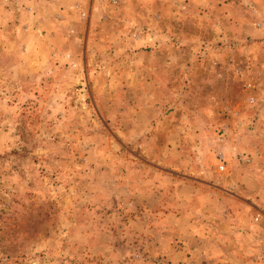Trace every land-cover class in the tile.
<instances>
[{"label": "rangeland", "instance_id": "374dc122", "mask_svg": "<svg viewBox=\"0 0 264 264\" xmlns=\"http://www.w3.org/2000/svg\"><path fill=\"white\" fill-rule=\"evenodd\" d=\"M262 154L264 0H0V264H264Z\"/></svg>", "mask_w": 264, "mask_h": 264}, {"label": "crops", "instance_id": "0c3cea01", "mask_svg": "<svg viewBox=\"0 0 264 264\" xmlns=\"http://www.w3.org/2000/svg\"><path fill=\"white\" fill-rule=\"evenodd\" d=\"M232 146H236V148L239 149V150L243 149V147L240 146L239 144L236 143V145H235L232 142V143H229V145L227 144L224 147V150L231 149ZM258 161H262V162L264 161V155L263 154L261 156H259V160ZM244 167L246 169L242 170L243 171L242 174L243 173H246V174H243V177H244L243 180L245 179V177L246 178H249V175H250V178L253 179L254 177L251 176V174L253 175V172H252L253 171V169H252L253 163H250V165H247V166H244ZM240 174H238V175H240ZM143 181L152 182L154 184L153 185L154 188H153L152 185H151V187L154 189V192H156L157 194H159L162 198L164 197L166 190L164 189V187L161 184H159V182L160 183L163 182L162 180H160V179L152 180L150 177L149 178L148 177H143ZM236 183L237 182L235 180H233V179H230V180L225 179L223 181V184L222 185H224V186L226 185V188H229L230 185L236 184ZM136 184H137V180H136L135 184L133 185V189H131L134 196H137V194L134 193V191L136 190V188H142L140 184H137V185ZM239 188H240V185H239ZM245 191H247V192H249V191L254 192L251 188H247L246 190H244V192H241V194L240 193L239 194H236L237 197L235 196V198H239V200H246V199H248V198H246L247 196L244 195L245 193H247ZM226 194L228 195V193H226ZM196 196L198 197V194ZM250 196H251L252 202L251 201L249 202L248 200H246V201H248L251 204V203L254 202V199H255L254 196H255V194L252 193ZM161 208H163L162 205H161ZM225 210H226V214H225V216H226L227 213H228V209L225 208ZM240 211L239 212L237 211V214L239 216H240V214H242V216L244 215V217H248L249 215H252L251 213H249L250 212L249 210H246V209L241 208ZM156 214L159 215V216L158 215L156 216L157 217L156 218V221L157 222L159 221V222H161V223L164 224V222L167 221V219H172L173 220L174 218L175 219L178 218L177 215H179V211L176 210V209H173V208L167 209V210L162 209L161 211L157 212ZM166 225H169V224L166 223ZM261 226L262 225H260V224L251 223L249 226L247 225V226H245V228L242 229V231L245 230V232L247 234L246 235L247 236L246 237V242H245L247 244H245V243L242 242L243 246L248 245L247 247H249V246L252 247L253 245H257L258 242H256V239L254 238V236H255L254 234H255L256 231H258L259 229L262 228ZM228 244H229V241L226 240V239H224V238H222L220 240L219 246L222 247V246H226ZM209 257H210L209 255L205 254L203 256V260L202 261L204 263H206V264H207L208 261H212V262H214V264H239V263H241V264H253V261L250 259L251 257H246L245 255L243 257L242 262L239 261V257H237L238 258L237 261H234V259L232 257L225 256L223 254H220L219 256H215V257H212V256L210 258ZM196 263H197V261L195 260V258H191L190 259V264H196Z\"/></svg>", "mask_w": 264, "mask_h": 264}, {"label": "built area", "instance_id": "2783aa9c", "mask_svg": "<svg viewBox=\"0 0 264 264\" xmlns=\"http://www.w3.org/2000/svg\"><path fill=\"white\" fill-rule=\"evenodd\" d=\"M112 1H116V0H112ZM237 156H239L240 157V159H243L242 157H245V156H243L241 153H239V154H237ZM219 160L221 161V165H220V169H224V163H225V160H224V158H223V155L222 154H219Z\"/></svg>", "mask_w": 264, "mask_h": 264}]
</instances>
